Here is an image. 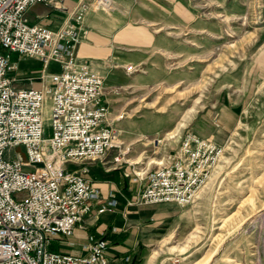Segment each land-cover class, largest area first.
Wrapping results in <instances>:
<instances>
[{"label":"rangeland","instance_id":"374dc122","mask_svg":"<svg viewBox=\"0 0 264 264\" xmlns=\"http://www.w3.org/2000/svg\"><path fill=\"white\" fill-rule=\"evenodd\" d=\"M186 5L184 17L165 15L145 28L132 22L116 35L132 44L122 62L134 68L121 79L102 77L120 147L119 160L106 167L126 174V193L136 195L186 131L214 142L220 107L238 106L234 128L218 135V176L184 206L158 204L155 216L165 220V230L143 264L157 255L153 264H264V0ZM3 53L15 62L8 74L20 85H41V61ZM59 237L51 238L56 250L83 253L77 245L64 248Z\"/></svg>","mask_w":264,"mask_h":264},{"label":"built area","instance_id":"2783aa9c","mask_svg":"<svg viewBox=\"0 0 264 264\" xmlns=\"http://www.w3.org/2000/svg\"><path fill=\"white\" fill-rule=\"evenodd\" d=\"M37 4L63 13V26L31 22L27 13ZM93 7L110 9L112 0H77L71 8L63 0H0V264H110L105 239L86 245V255L51 248L53 236H71L77 224L87 223L100 199L82 175L87 163L98 160L109 170L120 155L102 76L76 53ZM4 51L41 61V85L23 86L9 75L16 64ZM222 151L186 131L130 204L190 203ZM78 162V169H68Z\"/></svg>","mask_w":264,"mask_h":264},{"label":"crops","instance_id":"0c3cea01","mask_svg":"<svg viewBox=\"0 0 264 264\" xmlns=\"http://www.w3.org/2000/svg\"><path fill=\"white\" fill-rule=\"evenodd\" d=\"M76 1L63 0V3L71 8ZM188 1L116 0L115 2L112 0L110 9L93 7L84 17L86 33L77 46V57L86 62L90 69L100 74L103 79L109 75L121 79L130 73L126 71L130 62L127 65L122 62L125 59L123 49L132 44L128 38L116 40V35L129 26L136 25L132 22L136 23L137 21L138 27H144L143 25H149L152 22L159 24L158 21L165 15L172 19L177 16L184 17V14L188 12L186 5ZM28 12L34 15L31 22H40L54 30L61 28L63 18L66 19L63 13L40 4L32 6ZM173 13L176 16H173ZM136 43L138 45L145 44V42ZM104 98L108 105L105 92ZM220 112L218 127L214 132L216 137L214 142L219 145L222 144V139L218 138V135L226 133L228 130L231 131L237 123L238 106L227 107L223 104L220 107ZM80 164L82 163H70L68 169L76 170ZM87 165L88 172L82 175L99 190L100 199L91 208L90 214L85 220L87 223L77 224L71 236L58 234L60 236L57 239L58 244H64V248L80 246L82 254H78L76 250L68 253L86 255V245L97 239H105L107 241L106 255L110 259V264H143L147 257L152 256L151 252L154 249L149 251V246L156 241L161 231L165 230L162 227L166 222L160 223L165 220L155 216L158 204L143 205L144 207L130 204L136 195L126 193L125 182H128V179L125 178L126 174L123 173L124 177L121 172L106 170L101 161H91ZM113 207L115 208L113 209ZM171 234L169 232L167 235ZM167 235L165 238H168ZM52 244L51 240V248ZM55 251L60 252L56 249Z\"/></svg>","mask_w":264,"mask_h":264},{"label":"bare ground","instance_id":"6f19581e","mask_svg":"<svg viewBox=\"0 0 264 264\" xmlns=\"http://www.w3.org/2000/svg\"><path fill=\"white\" fill-rule=\"evenodd\" d=\"M185 118H186V115H185ZM184 121V119H182V121L181 122H179L178 124H177V126H176V128H175V131L173 132V133H169L168 135H171V136H173L175 133H176V131H177V129L182 125V124H184L185 123V121ZM183 122V123H182ZM221 157H219L220 159H219V162L217 163V165L215 166V168H214V170L212 171V173H211V175H210V177H209V180H208V184H210L211 182H213L214 181V179L218 176V173H219V171H220V169H221V167H222V163H221V159H222V153H221V155H220ZM138 157H140V156H138ZM141 158V157H140ZM137 161V160H136ZM197 194V193H196ZM196 196V195H195ZM195 198V197H194Z\"/></svg>","mask_w":264,"mask_h":264},{"label":"trees","instance_id":"16d2710c","mask_svg":"<svg viewBox=\"0 0 264 264\" xmlns=\"http://www.w3.org/2000/svg\"><path fill=\"white\" fill-rule=\"evenodd\" d=\"M52 249L55 250L56 248L52 246Z\"/></svg>","mask_w":264,"mask_h":264}]
</instances>
